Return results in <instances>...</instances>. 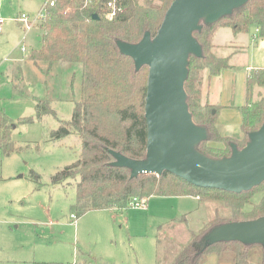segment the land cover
<instances>
[{
    "label": "trees",
    "instance_id": "1",
    "mask_svg": "<svg viewBox=\"0 0 264 264\" xmlns=\"http://www.w3.org/2000/svg\"><path fill=\"white\" fill-rule=\"evenodd\" d=\"M107 1L58 0L54 7L48 8L47 18L40 24L41 47L28 57L37 67L41 62L50 67L57 63L83 66L81 98L73 117L62 121L52 135L56 141L77 136L82 147L80 159L58 172L52 178L53 185L79 179L76 200L71 206L76 217L91 211H123L136 201L148 203L154 196L197 197L202 202L223 203L231 208V218L217 217L207 221L199 231L192 230V239L171 264H202L206 256L220 257L226 253L230 254L232 264H264L262 243L209 240L211 232L224 224L264 216V182L235 194L201 188L169 172L132 178L130 169L113 164L112 151L144 160L148 145L145 106L149 67L137 70L134 60L121 52L119 43L138 44L148 32L154 37L174 0H119L123 11L111 21L104 7ZM221 27L230 28L235 34L247 33L255 27L264 39V0H249L215 23H202V29L194 32L202 55L189 57L185 91L194 123L208 133V139L196 150L213 159L230 157L233 144L243 149L250 134L264 124V96L253 100L254 89H264V67L250 70L246 78V103L240 108L242 140L220 136L217 121L221 106L202 102L205 72L208 71L211 80L233 67L229 57L215 53L214 37ZM37 107L39 117L55 115L49 100H38ZM33 121L26 117L19 120L21 124ZM14 124L0 113V150L7 155L16 150L12 139ZM214 142L225 147H215ZM180 221L188 220L184 216ZM254 256L259 263L253 261Z\"/></svg>",
    "mask_w": 264,
    "mask_h": 264
},
{
    "label": "rangeland",
    "instance_id": "2",
    "mask_svg": "<svg viewBox=\"0 0 264 264\" xmlns=\"http://www.w3.org/2000/svg\"><path fill=\"white\" fill-rule=\"evenodd\" d=\"M45 2L0 0V17L9 20L0 33V113L15 122L16 147L8 155L0 150V264H171L192 239V230L217 217L229 219L232 210L215 201L200 205L192 197L154 196L145 206L123 211L72 213L79 179L53 185L52 178L80 159L81 141L75 135L56 141L52 135L73 117L83 66L41 62L37 67L28 57L42 45V22L30 30L16 22L21 15L37 19ZM229 38L240 44L231 47ZM219 41L226 45L219 56L229 57L236 69L213 80L236 102L240 84L245 90L247 69L264 67V39L255 27L237 35L227 28ZM259 95L264 89L256 87L253 100ZM38 100H49L55 115L39 117ZM24 117L34 121L21 124ZM184 216L187 222L180 221ZM202 264H232V258L209 255Z\"/></svg>",
    "mask_w": 264,
    "mask_h": 264
},
{
    "label": "water",
    "instance_id": "3",
    "mask_svg": "<svg viewBox=\"0 0 264 264\" xmlns=\"http://www.w3.org/2000/svg\"><path fill=\"white\" fill-rule=\"evenodd\" d=\"M248 1L174 0L154 37L148 32L138 44L119 43L137 70L149 67L145 106L148 145L144 160L112 151L115 166L130 169L132 178L169 172L195 186L235 194L264 182V124L250 134L243 149L233 144L230 157H207L196 147L208 139V133L194 123L185 91L189 57L202 55L194 37V32L202 29L201 21L215 23ZM209 240L264 244V216L224 224L211 232Z\"/></svg>",
    "mask_w": 264,
    "mask_h": 264
},
{
    "label": "crops",
    "instance_id": "4",
    "mask_svg": "<svg viewBox=\"0 0 264 264\" xmlns=\"http://www.w3.org/2000/svg\"><path fill=\"white\" fill-rule=\"evenodd\" d=\"M226 29L227 28H225V27L219 28L215 34V37H214L215 53L218 56H219L218 49L226 47V45H223L219 41L221 33L223 31H225ZM228 29H230V28H228ZM233 34H235V33L233 32ZM239 34H242V33H239ZM235 35H237V34H235ZM233 37L235 39L237 36H233ZM229 40H230L229 44H232L231 47H233L236 44H240V43L233 44L234 40H232L231 38H229ZM230 63L233 66L232 62H230ZM261 68H263V67H261ZM234 69H236L235 66H233L231 69H228V70H234ZM252 69H254V68L249 67L247 70L249 72ZM247 75L245 76V81H244L245 90L243 89V87L240 84V89H239L240 97L235 102V100H233V99H231V101H229V98L227 97L226 92L225 91L221 92L218 89V87L215 85L216 80H213L214 77L211 80H209L208 74H206V78H205V82H204V86H203V92H202V94H203L202 102L203 103L209 102L212 105L221 106V110H220L219 115H218L217 128H218V132H219L220 136H222L224 138H232L235 140H242L244 138V134H243L242 128H241L242 114H241L240 108L246 103V78H247ZM239 81L241 83V79ZM232 86L234 88V84H232ZM237 128L240 130L238 131ZM212 145L215 147H220V148L225 147L224 144L219 143V142H214V143H212ZM192 198H195L196 201H198L200 203V205H202V201H200L199 198H197V197H192ZM203 204H207V203H203ZM210 219L211 218H209V220Z\"/></svg>",
    "mask_w": 264,
    "mask_h": 264
},
{
    "label": "built area",
    "instance_id": "5",
    "mask_svg": "<svg viewBox=\"0 0 264 264\" xmlns=\"http://www.w3.org/2000/svg\"><path fill=\"white\" fill-rule=\"evenodd\" d=\"M91 0H87V3L90 2ZM58 0H46L39 16L37 17V19H35L34 21L30 20L29 17L27 15H21V17L16 19V22L18 24H21L24 29H28L30 30L34 25H36L37 23L43 22L46 20L47 18V10L49 7H54L57 4ZM105 9H106V16L107 18L111 21L114 20L122 11L123 8L122 6L119 4V0H108L106 2V4L104 5ZM9 22L8 19L2 18L0 17V33L3 31L5 25ZM257 32H259L257 30ZM22 52H26V48L22 47L21 48ZM145 201H136L134 203H132V206H145ZM73 218H75V216L73 215Z\"/></svg>",
    "mask_w": 264,
    "mask_h": 264
}]
</instances>
